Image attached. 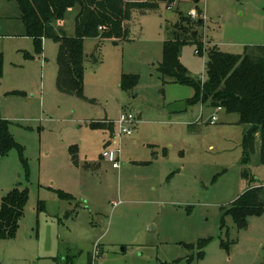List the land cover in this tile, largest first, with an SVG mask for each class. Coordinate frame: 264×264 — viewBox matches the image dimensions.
I'll return each mask as SVG.
<instances>
[{
    "label": "rangeland",
    "instance_id": "374dc122",
    "mask_svg": "<svg viewBox=\"0 0 264 264\" xmlns=\"http://www.w3.org/2000/svg\"><path fill=\"white\" fill-rule=\"evenodd\" d=\"M79 12L69 9L56 30L74 37ZM180 24L203 45L200 54L185 45L179 58L203 84L209 48L243 55L264 46V0H175L134 11L128 41L84 40L85 99L57 89L59 45L44 38L38 53L19 4L0 0V117L20 146L0 158V208L14 189L29 195L16 237L0 238V264L264 263V211L244 227L225 213L249 187L264 186L260 137L243 166L249 127L239 116L189 102L192 87L164 81L159 64ZM125 77L136 79L129 90ZM183 101L186 112L167 111ZM122 113L137 124L117 144L111 129L91 126ZM116 149L119 169L102 157Z\"/></svg>",
    "mask_w": 264,
    "mask_h": 264
},
{
    "label": "trees",
    "instance_id": "16d2710c",
    "mask_svg": "<svg viewBox=\"0 0 264 264\" xmlns=\"http://www.w3.org/2000/svg\"><path fill=\"white\" fill-rule=\"evenodd\" d=\"M11 1V0H8ZM22 10V21L28 37L34 39L37 52L42 53L44 38L52 39L59 45L57 58V89L67 96L84 98L85 62L84 40L111 39L115 43L129 40V23L136 10L156 9L161 3L173 4L175 0H15ZM80 6L76 17L74 37L58 32L55 24L62 21L66 12L74 6ZM203 23L202 19L197 22ZM100 28H103L101 31ZM180 34L165 43V56L158 71L165 82L190 86L195 96L189 102H201L214 109L221 108L227 114L239 116V122L249 127L243 141L242 165L248 167L252 156L256 154L257 136L260 137L259 164L264 166V46L247 47L243 55L221 52L217 47L207 50V79L202 82L192 80L179 58L182 48L188 44L198 46L196 52L202 53L203 45L193 33L187 38L188 28L177 25ZM94 60L96 58L94 57ZM3 58L0 55V79ZM167 80V81H166ZM136 84V79L125 77L122 88L129 90ZM187 102V104H189ZM10 123L0 117V158L12 149H20L9 132ZM93 127L111 129L114 125L106 123L92 124ZM72 161L78 165V151L71 149ZM167 153V150L164 151ZM245 169L244 178H249ZM66 197L71 198L68 195ZM28 190L14 189L7 194L0 208V238L14 239L28 201ZM264 211V186L250 188L244 192L229 209L230 215L238 227L246 225L249 216L261 215ZM224 224V223H223ZM207 241L200 243L201 249ZM202 251V250H201ZM203 252L200 253V257ZM264 264V263H263Z\"/></svg>",
    "mask_w": 264,
    "mask_h": 264
},
{
    "label": "built area",
    "instance_id": "2783aa9c",
    "mask_svg": "<svg viewBox=\"0 0 264 264\" xmlns=\"http://www.w3.org/2000/svg\"><path fill=\"white\" fill-rule=\"evenodd\" d=\"M188 16L192 19H195V16L193 13H189ZM102 31L103 28H100ZM198 54V52H196ZM221 110V108H219ZM213 122L217 120L216 117L212 118ZM106 124H112L117 128V131H115L113 141L115 144H117L118 141H121L123 138H128L133 135V128L137 124L136 117L131 113H122L120 116V119L116 122H105ZM120 156H121V149H116L112 151H105L102 155L104 159L109 160L113 164L114 169L120 168ZM96 257H99V253L96 252L94 255V259Z\"/></svg>",
    "mask_w": 264,
    "mask_h": 264
},
{
    "label": "water",
    "instance_id": "95a60500",
    "mask_svg": "<svg viewBox=\"0 0 264 264\" xmlns=\"http://www.w3.org/2000/svg\"><path fill=\"white\" fill-rule=\"evenodd\" d=\"M186 110H187V102H185V101L175 103V104H172V105L167 107V111L171 114L184 113V112H186Z\"/></svg>",
    "mask_w": 264,
    "mask_h": 264
},
{
    "label": "crops",
    "instance_id": "0c3cea01",
    "mask_svg": "<svg viewBox=\"0 0 264 264\" xmlns=\"http://www.w3.org/2000/svg\"><path fill=\"white\" fill-rule=\"evenodd\" d=\"M187 106H188V104H187ZM216 110H217V111H219V112H225V110H223V109L219 110V108H218V109H216ZM216 121H217V120H216ZM216 121H215V122H216ZM106 122H108V121H106ZM115 131H116V130H115V126H114V133H113V137H114ZM113 137H112V139H113ZM256 185H257V186H262L261 184H256ZM256 185H252V186H251V187H249L248 189H250V188H255V187H256ZM248 189H247V190H248ZM247 190H246V191H247ZM246 191H245V192H246Z\"/></svg>",
    "mask_w": 264,
    "mask_h": 264
}]
</instances>
